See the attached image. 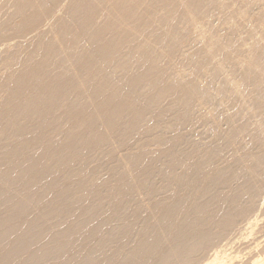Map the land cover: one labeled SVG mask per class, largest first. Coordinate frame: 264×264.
I'll list each match as a JSON object with an SVG mask.
<instances>
[{
	"label": "bare ground",
	"instance_id": "obj_1",
	"mask_svg": "<svg viewBox=\"0 0 264 264\" xmlns=\"http://www.w3.org/2000/svg\"><path fill=\"white\" fill-rule=\"evenodd\" d=\"M226 1L0 0V264H264V35L200 26Z\"/></svg>",
	"mask_w": 264,
	"mask_h": 264
},
{
	"label": "rangeland",
	"instance_id": "obj_2",
	"mask_svg": "<svg viewBox=\"0 0 264 264\" xmlns=\"http://www.w3.org/2000/svg\"><path fill=\"white\" fill-rule=\"evenodd\" d=\"M235 1V2H234ZM257 2V3H256ZM252 4H245L242 0H228L225 3V10H216L212 16H210L209 18H207L206 20H203L202 24L200 26H204V23H211V27L216 29V30H222V29H226V28H237V39L238 41L243 40L245 38V36L247 35L246 31L247 29H249L250 27L255 28L258 32H263L262 36L264 35V17L263 18H259L258 15L255 16L259 11L261 12L262 10H264V8H262L264 6V2L259 3L258 1H256ZM227 4V5H226ZM259 4V5H258ZM240 5V6H239ZM256 5V6H255ZM258 5V6H257ZM262 5V6H261ZM228 6V7H227ZM243 6V10L241 9ZM250 7V8H249ZM262 10H261V8ZM230 8V9H229ZM247 9V10H246ZM254 9V10H253ZM246 10V11H245ZM236 11V12H235ZM255 11V12H253ZM257 11V13H256ZM243 13V14H242ZM217 15V16H216ZM226 15V16H224ZM228 15V16H227ZM239 15V16H238ZM253 15V17H252ZM216 16V17H215ZM231 16V17H230ZM236 17V18H235ZM233 19V21L231 19ZM256 18V20H255ZM228 21H227V20ZM249 19V20H248ZM260 19V20H259ZM218 20L219 23H217L216 21ZM220 20V21H219ZM252 20V21H250ZM214 22V23H213ZM227 22V23H226ZM252 22V23H251ZM257 22V23H256ZM226 23V24H224ZM261 23H263L261 25ZM224 24V25H223ZM229 24V25H228ZM234 24V25H233ZM249 24V25H248ZM251 24V25H250ZM232 25V26H230ZM247 25V26H246ZM208 26V25H207ZM218 26V27H217ZM250 26V27H249ZM248 27V28H247ZM221 28V29H219ZM241 29V30H240ZM243 29V30H242ZM262 29V30H261ZM240 33L243 35H240ZM244 48V47H243ZM197 142H202V136L198 135L195 136V138ZM240 245V244H238ZM237 244L235 245L238 246ZM241 247V246H240ZM239 248V247H238ZM240 249V248H239Z\"/></svg>",
	"mask_w": 264,
	"mask_h": 264
}]
</instances>
